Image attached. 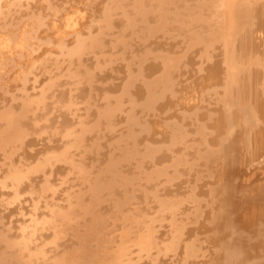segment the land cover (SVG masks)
Returning a JSON list of instances; mask_svg holds the SVG:
<instances>
[{
    "label": "bare ground",
    "instance_id": "bare-ground-1",
    "mask_svg": "<svg viewBox=\"0 0 264 264\" xmlns=\"http://www.w3.org/2000/svg\"><path fill=\"white\" fill-rule=\"evenodd\" d=\"M10 1L12 3L13 0H0V13L10 23H20H15L12 29H8L7 25L8 36L0 37V76L1 70H6V65L12 62L17 68L20 87L18 93L11 95V103L0 107V187L7 188L1 192L5 196L1 204L19 202L23 199L21 193L24 190H27V198L32 204L28 222L21 228L18 239L0 237L4 248L8 249L0 251V264H138L135 259L144 256L156 263V256L152 254L161 252L156 249L152 252L158 244L153 237L156 220L154 217L144 218L133 210L127 211L128 207L124 205L130 199L132 204H138L140 200L142 203V199L146 201L150 193L148 186L159 177L169 181L180 163L184 167L183 172L195 179L199 174L198 165L211 170L213 185L205 193L207 209L198 206L193 191L179 197L158 199L157 216L167 221V227L170 226L168 241L163 248L159 244L163 252H176L181 246L177 244L183 240L186 225L197 220L196 233L209 246L208 259L201 264H264V181L253 186L242 185L248 179L243 167L264 153V0H18L26 8L19 6L25 9L11 10V5L10 11H4L3 6L7 2L11 4ZM38 1L41 3L37 8ZM66 2L69 4H64ZM13 4L19 9L17 4ZM32 24L35 28L31 27L35 30L32 34L46 37L42 45L38 43L37 49H29L32 47L28 45L29 26ZM157 36L172 37L175 41L167 44L166 51L155 52V45L151 47L155 39H151ZM52 44H56L57 51L52 63L55 68H51L56 69L58 75L44 64L51 57L41 58V54L53 49ZM215 45L219 48L217 53ZM196 46L200 48L199 66L195 61L199 57L194 60L190 55ZM90 59L91 62H85ZM115 61L122 65L112 67L113 73L122 72L118 75L120 82L98 86L95 81L110 78L111 74L104 75L102 71ZM31 65L34 69L44 66L47 73L46 79L44 77L47 81L41 83L34 96L27 93ZM98 71L103 75H99ZM184 74L192 79L176 89V77H183ZM214 86H220V90H215ZM102 91L101 105L97 103V95ZM203 92L208 94L207 97L210 93L214 94L216 107L213 111L210 109L212 112L195 109L190 126L193 135H190L194 139L197 137L204 151H191V160L176 151L170 154L169 165L153 166L161 159L160 155L157 156L160 152L156 155L159 145L152 147L145 143L140 152V137L134 130L148 133L158 118L141 120L143 117L140 119L138 113L140 107L145 109L141 111L152 112V116L157 117L171 108L198 106V102H204L206 95ZM141 99L143 102L138 104ZM167 114L174 116L170 112ZM120 121L126 123L125 134L121 133L114 142H109L113 152L104 156L100 152L103 139L100 141L99 132L94 133L101 128L110 131ZM119 125L122 126V123ZM165 125L166 135L163 137L166 144L162 147L169 150L187 146L184 143L189 134L181 128L179 121ZM33 133L37 134L35 138L30 137ZM55 135L60 137L52 139ZM45 139L52 144L45 142L39 149H30L36 142ZM87 141H91L88 149L84 148ZM210 145L218 147L217 154L212 153ZM86 153L102 155L99 164L104 162L103 167L92 176L93 170L88 171L87 168L91 160H85L92 159V156ZM75 155L79 158L75 159ZM146 161H150L153 168L146 170ZM57 163L76 173L80 178H77V184L85 188L82 193L79 188L65 190L66 201L63 202L66 205L65 208L61 206L62 209L54 204L50 207L49 199L46 200L49 196L54 199L53 196L57 195L54 194L59 192H56L57 184H52V178L62 176L65 167ZM251 166L254 165L251 163ZM62 177L58 179L60 183H65L66 178ZM38 179L41 183L36 187ZM136 183L142 184L136 188ZM135 188L138 193L134 194ZM117 190L121 192L120 197L116 195ZM85 192L86 200L83 201ZM105 201L110 206L102 205ZM188 201L196 203L194 210L182 208ZM41 206L47 210L41 211ZM19 208L23 209L22 206ZM106 209L122 221L119 239L116 242L113 240V243L105 235V228L110 224L108 221L106 225L102 215V210ZM46 227L52 228L51 246H56L57 239L66 232L73 236L74 246L69 249L62 245L63 250L57 249L48 256L40 246L38 236V230ZM195 238L183 242L182 258L179 256V261L175 257L179 264L190 263L188 259L197 253ZM63 241L66 242V239ZM47 259L49 263L44 262ZM168 259L171 261L172 257ZM163 261L165 264L166 259Z\"/></svg>",
    "mask_w": 264,
    "mask_h": 264
},
{
    "label": "rangeland",
    "instance_id": "rangeland-1",
    "mask_svg": "<svg viewBox=\"0 0 264 264\" xmlns=\"http://www.w3.org/2000/svg\"><path fill=\"white\" fill-rule=\"evenodd\" d=\"M16 1H17V3H16ZM19 1H23V0H19ZM13 2L15 3V4H17V6L16 7H19V9H17V8H15V5L13 4ZM10 3H11V1H10ZM21 2H19L18 3V0H13L12 1V3L11 4H8V2H7V4L6 5H4L3 7H4V11H10V7H11V5H13V7H11L12 9L11 10H23V9H25L26 7L25 6H23L22 4H20ZM40 1H38V3H36L35 5V7H40ZM74 3V2H73ZM76 3V2H75ZM19 4L20 5H22L23 7H25V8H23L22 6H19ZM64 4H69V2H66V3H64ZM9 5V6H8ZM20 7H21V9H20ZM0 15H1V13H0ZM4 15V14H3ZM3 15H1L0 16V22H1V19H2V22H1V26H0V29L1 30H3V33L4 34H2V31L0 32V37H7L8 36V29H12L13 28V26L14 25H16L17 23H20L19 21H16L15 23H10L7 19H6V16L4 15V21H3V18H2V16ZM7 21V22H6ZM6 22V23H5ZM9 22V23H8ZM4 23H5V25H4ZM12 24V25H11ZM7 25H8V29H7ZM10 25H11V27H10ZM18 25V24H17ZM34 24H32V25H30L29 26V29H31V27L33 26ZM4 28V29H3ZM14 28H15V26H14ZM33 29H35L34 27H32ZM4 31H6V33L4 32ZM30 31V30H29ZM35 30H32L31 29V32H30V35H29V37L30 38H28V45H29V47H32V48H29L28 47V45H27V47L29 48V49H33V47L35 48V49H37L38 48V46H39V44L38 43H40V45H42V42H44L45 40H46V37H44L43 38V36L41 35H39V37H36L35 35H36V33L33 35L32 34V32H34ZM35 36V37H34ZM33 37V38H32ZM161 37V38H160ZM34 38H36V40L34 39ZM38 38V39H37ZM161 39V41H160V39ZM165 38V39H164ZM170 37H168L167 38V36H157V38L156 37H154L153 39H151V40H157L156 41V43H154L155 42V40L153 41V43L151 42V41H149V43L151 42V47H153L154 45V47H153V51H155V52H159V51H161V50H163V49H165L164 51H166V48H167V44H170L171 42H174L175 40H174V38H170ZM40 39V40H39ZM159 39V40H158ZM167 39H169L170 41H168ZM35 40V42H33V41ZM164 40H166V41H164ZM29 41H30V43H32V44H35V45H32V44H30L29 43ZM163 41V42H162ZM148 42V41H147ZM148 43V44H149ZM164 43V44H163ZM154 44V45H153ZM158 44V45H157ZM166 44V45H165ZM181 45V44H180ZM44 46V45H43ZM51 46V48H53V49H50V51H48V52H44V54H41V58H47L48 56H50L49 58L51 59V60H49L48 58V62L49 61H51V62H49V64H50V66H49V64H48V62H47V60L46 61H44V64H45V66L47 67V69H51V72L52 73H57L58 71L56 70V69H54L55 67L52 65V63L54 62L53 60H54V56H55V53H56V51H57V47H56V44H52V45H50ZM157 46V47H156ZM166 46V47H165ZM175 46H177V44L175 45ZM157 49H156V48ZM199 46H196L194 49H193V51L191 52V56H193V59L195 60L196 58H198V59H196L195 61H196V64H198L199 63V60L201 59V57H200V48H198ZM155 48V49H154ZM214 48H215V53H217L218 52V50H219V48H218V45H215L214 46ZM217 48V49H216ZM159 49V50H158ZM54 53H53V52ZM50 52H51V54H50ZM212 52H214V51H212ZM46 54H49V55H47L46 56ZM194 54V55H193ZM199 54V55H198ZM86 57H91V55H87ZM40 59V58H39ZM92 60L90 59V60H85V62H91ZM118 61H120V60H118ZM116 62V61H115ZM121 62V64H122V61H120ZM18 64H20V66L21 65H23L22 63H20V62H17ZM115 64V65H114ZM119 64V65H118ZM119 62L117 63H112L111 65H109L108 67H105L104 68V70L102 71L103 72V74L104 75H106V74H111L110 75V78L109 79H104V80H102L101 82H100V80L101 79H99V80H97V81H95V83H97V85L98 86H106L108 83L109 84H112V82H114V84H116V83H119L120 82V78L118 77V75H122V72H120V74H117V73H113L112 72V67L113 68H117V66H119V67H121L122 65H121ZM196 64H194V66H196ZM33 66H34V64H32ZM31 65V67L30 68H32L31 70L29 69V71H30V77H29V80H28V82H27V93H30V96H34V92L36 91V90H38L39 89V87H41L40 85H42L45 81H47V80H44V77H45V79H46V76H47V73L44 71V69L43 68H45L43 65V67H41L40 68V66H37V68L39 67V69H37V68H33V66ZM52 65V66H51ZM114 65V66H113ZM14 66V67H13ZM197 66H199V64L197 65ZM197 66L195 67V69L197 68ZM8 67V68H7ZM10 67H12V68H10ZM51 67H54L53 69L51 68ZM10 68V69H9ZM42 69H43V71H42ZM107 69V70H106ZM194 69V70H195ZM32 70H33V72H32ZM4 71V72H3ZM16 71H17V68L15 67V64H13L12 62H9L7 65H6V70L5 69H2L1 70V73H2V75L4 76H0V80H3L2 82L0 81V107H2L3 105H9L10 103H11V99H12V94H16V93H18V88L20 87V85H19V81L20 80H18V78H17V73H16ZM38 72V73H37ZM42 72H44V73H42ZM99 72V71H98ZM102 72H99V75H103L102 74ZM112 72V73H111ZM19 73V72H18ZM37 75H36V74ZM38 74H40V75H38ZM44 74V75H43ZM201 74V73H200ZM42 75V76H41ZM56 75H58V74H56ZM117 75V76H116ZM185 76H183L182 77V75H181V77H176V79H175V82H176V84H175V88L177 89L178 88V86H180V85H184V84H187L186 83V81L188 80H191L192 79V77H187L188 75L187 74H184ZM40 77V78H38V77ZM33 77V78H32ZM35 77V78H34ZM114 78V79H113ZM183 78V79H182ZM189 78V79H188ZM20 79V78H19ZM34 79V80H33ZM35 79H36V81H35ZM119 79V80H118ZM181 80V81H179V80ZM32 80H33V82L35 81V83H33L32 82ZM38 80H39V82H38ZM8 81V82H7ZM17 81H18V83H17ZM187 81V82H188ZM30 82V83H29ZM38 82V84H36ZM40 83V84H39ZM42 83V84H41ZM100 83H102V84H100ZM1 84H2V86H1ZM34 84V85H33ZM36 84V85H35ZM67 85V84H66ZM36 86V87H35ZM32 87V88H31ZM62 87H65V85L64 86H62ZM215 90H220V86H214L213 87ZM30 90V91H29ZM9 91V92H8ZM32 91V92H31ZM176 91V90H175ZM103 91L102 92H100L98 95H97V100H98V102L97 103H100L101 105H102V103H103V101H102V97H103ZM176 93V92H175ZM204 93V95H206L204 98H203V101L204 102H198V106H196V107H193V108H190V107H185V108H177V107H175V108H171L169 111H165V112H162V113H160V115L159 116H157V117H155V116H152V112H148L149 113V115H148V113H145L144 112V108H142V107H140V110H138V113L140 114H138L139 115V117H140V119L141 120H143V119H145V118H148V119H153V118H158V119H160V120H158L157 119V122L154 124V127H153V129L151 130V131H149L148 133H146V132H144V131H140V130H138V129H135L134 130V132L140 137V143H138V148H139V150H140V152L143 150V148H144V144L145 143H147V144H149V145H151L152 147H158V145H159V151L157 150V152H156V155L160 152V154H158L157 156H159L160 155V157H161V159H159L158 161H156V163L153 165V166H156V167H164V166H166V165H169L170 164V162H171V153H176V151H178V153L179 154H182V155H186V157L188 158V160H191V151H204V146H203V144L197 139V137L195 136V139H194V137L192 136L193 135V133H191V129H192V127H190V126H192V121H193V112L195 111V109H198L199 111H210V112H212L213 111V109H214V106L216 107V101H214L215 100V96H214V94H209V97H207L208 96V94L207 93H205V92H203ZM218 93V92H217ZM200 94H202V93H200ZM211 95V96H210ZM212 98V99H211ZM101 99V100H100ZM96 100V101H97ZM143 99H141V100H139L138 101V104L139 103H142L143 101H142ZM48 101H50V99L48 98ZM214 101V102H213ZM209 102V103H208ZM214 104V105H213ZM204 106H206V108L204 107ZM208 106V107H207ZM139 109V108H138ZM141 109H144L143 111H141ZM181 109H182V111H181ZM192 109V110H191ZM212 111H211V110ZM82 111V110H81ZM167 112H170V113H172L174 116H172V115H169V114H167ZM180 112V113H179ZM182 112L184 113V114H182ZM142 113V114H141ZM144 113V114H143ZM178 113V114H177ZM165 114V115H164ZM182 114V115H181ZM142 115H144V116H142ZM180 115V116H179ZM163 116V117H162ZM174 117H176V118H174ZM179 117V118H178ZM184 118V120H185V122H184V120H181V119H183ZM169 120V121H168ZM174 120H177V121H179V124L181 125V128H183V129H185L184 131H186L187 132V135L189 134H192V135H188V137L186 138V141L187 142H185L184 143V145H186L187 144V146H182V147H186V148H173V149H169V150H167V149H165V147H162V145L164 146L166 143H165V139H164V137H163V135H166V123L167 122H171V121H174ZM187 121H188V123H189V125H187L188 123H187ZM120 123H122V126L121 125H119ZM125 122L124 121H120V122H117V123H115L114 125H117V126H113L112 127V132H111V130L110 131H106L105 130V128L103 129V128H101L100 129V131H95V133H94V135H96L97 134V132H99V135H100V141L102 140V142H101V144L103 143V145L100 147V152L101 153H103V155L104 156H108L109 155V153L111 152H113V150L111 149V147L108 145L109 144V142H110V144L112 143V142H114L116 139H117V137L119 138V135L121 134V133H124L125 134V130H126V123L124 124ZM159 123H160V125H159ZM124 124V125H123ZM73 125H75V124H73ZM163 127V128H162ZM165 127V128H164ZM185 127H187V128H185ZM120 128V129H119ZM190 128V129H189ZM122 129V130H121ZM115 130V131H114ZM118 130V131H117ZM121 132H120V131ZM138 130V131H137ZM123 131V132H122ZM109 132V133H108ZM142 132V133H141ZM189 132V133H188ZM90 134V133H89ZM89 134H87V135H89ZM142 134V135H141ZM110 135V136H109ZM112 135V136H111ZM144 135V136H143ZM37 136V134L36 133H33L32 135H30V137H33V138H35ZM115 138H114V137ZM60 136L59 135H55L54 137H52V139H55V138H59ZM192 137V138H191ZM49 139H51V138H49ZM94 139V138H93ZM96 139V138H95ZM94 139V140H95ZM193 140V141H192ZM60 141V140H59ZM59 141H57L58 142V144L59 143H61V142H59ZM92 141V140H91ZM91 141H87V142H85V147L84 148H86V149H88L89 147H91ZM108 141V142H107ZM146 141V142H145ZM152 141V142H151ZM46 142V144H52V142L50 143V141L49 140H47V139H45L44 141H42V142H40V141H38V142H36V144H34V145H32L31 147H30V149H39V148H41L42 147V144L41 143H45ZM89 142V143H88ZM154 142V143H153ZM191 142V143H190ZM159 143V144H158ZM87 144V145H86ZM192 144V145H191ZM34 146V147H33ZM40 146V147H39ZM139 146H141V148L139 147ZM191 148H190V147ZM200 146V147H199ZM211 147H210V149H211V151H212V153H216L217 154V149H218V147L217 146H215V145H210ZM37 147V148H36ZM175 147V146H174ZM188 147V148H187ZM198 148V149H197ZM29 148H28V150L29 151H31ZM163 149V150H162ZM175 149V150H174ZM103 150V151H102ZM173 151V152H172ZM180 151V152H179ZM182 151V152H181ZM193 151V153H195ZM86 152V151H85ZM72 153H74V152H72ZM106 153V154H105ZM108 153V154H107ZM167 153V154H166ZM89 155V156H92V159H85L87 162H90V160H91V164L93 165V167H91V164H89L88 163V171H92V174H91V176L92 175H94V174H96L97 172V170H99V168L100 167H103V165H104V162H102L101 164H99V158H101L102 157V155L100 156V155H95V154H89V153H86V155ZM162 154V155H161ZM261 155V156H260ZM96 156H98V158L96 159ZM75 157H77V158H75ZM264 153H261V154H259L254 160H252L250 163H248L247 162V164L245 165V167H243V169H244V172H247V174H248V179H246V180H244L243 182H242V185L244 184V186H253V185H256L255 183H259V182H263L264 181ZM74 158L75 159H78L79 158V156L78 155H75L74 156ZM95 158V159H94ZM104 158H106V157H104ZM257 158H258V161H257ZM167 160V161H166ZM169 160H170V162H169ZM256 160V161H255ZM166 161V162H165ZM96 162H97V164H96ZM147 162H149V163H147ZM258 162H259V165H258ZM263 162V164L261 165L260 163H262ZM251 163H252V165H254V166H251ZM99 164V165H98ZM149 164V165H148ZM57 165L58 166H63V167H65L64 169V172H63V174H62V176L64 177V178H66V179H64V181H65V183L63 182V183H60V179H58V178H61L62 176H60V177H55V178H52V179H54V180H52L53 182H52V184L54 185V184H57V185H55V189H56V192H58V193H55L54 195H56V196H53L54 197V199L52 198V196H49V197H47L46 198V200L48 201V199H49V201H48V205L50 206V207H52V205L53 206H55L56 208H61V206H62V208H65V205H66V202H63V200L64 201H66L65 200V196H64V191L66 190V191H72V190H79L80 189V191H81V193L82 192H84L85 191V188H84V186L82 185V184H77L78 183V181L80 180V178L79 177H77V174L76 173H71V171L72 170H69L68 171V169L66 168L67 166L66 165H61V163H57ZM56 165V166H57ZM102 165V166H101ZM161 165V166H160ZM163 165V166H162ZM181 165V166H180ZM256 165V166H255ZM258 165V166H257ZM261 165V166H260ZM144 166H145V168H146V170H148L149 168L151 169V168H153V166L151 165V163H150V161H146L145 162V164H144ZM148 166H150V167H148ZM200 165H198V167H197V174H198V178H194V176L193 175H190L189 177H188V174L186 173V172H183V165H182V163H180L174 170H175V174H174V176L172 177V178H170L169 179V181H165V179H164V177H159L157 180H155L154 182H152L151 183V185L150 186H148L150 189H148V191L150 190V193H148L147 194V200L146 201H144L143 199H142V203H141V200H140V203H138V204H132L131 202L133 201H130V200H126V202H125V205H124V207H128V209H127V211L129 210V211H132V212H135V213H138V214H140L142 217H144V218H148V217H154V219L156 220V222H155V228H154V234H153V237L155 238H157L158 236V240L155 238V241L158 243V244H156V247L157 248H154V250L152 251V252H156L155 251V249L156 250H159V251H161L159 254L157 253V255L155 254V253H153L152 254V256H156V263H152L151 261H150V259L149 258H147V257H143V258H140V259H135V263H138V264H163L164 263V261L163 260H165L166 259V263L165 264H179L180 262V259L182 258V256H183V253H182V245H183V242L185 243L186 241H189V240H192V239H194L195 237H196V235H197V237L195 238V240H196V244H197V249H198V251H197V253L195 254V255H193L192 257H190V259H188V260H190V263H189V261L187 262V264H201V262L203 263V262H205L206 261V258L208 259V256L206 255L207 253H208V248H209V246L207 245V244H205L204 242H202V240L200 239V235L199 234H197L196 232H198L197 231V229H196V225H197V220H193V221H191V222H189L187 225H186V231H185V235H183V240H179V242L180 243H178L177 245H179V244H181V246L179 245V250L177 249L176 250V252H177V254H176V252L174 251V253L173 252H171V253H164L163 252V250L161 249V248H163V245L168 241L167 239H169V237H170V231H169V227L170 226H168L167 227V225H168V223H167V221L165 220V219H163L162 217L161 218H159L158 216H157V209H158V206H157V203H158V199H169V198H174V197H179V196H183L184 194H189L191 191H193L194 192V198H195V202H197V204H198V206H200V207H202V208H204V209H207V207H206V205H207V198H206V190L209 188V187H211L212 185H213V180H212V176H211V170H209V169H207V168H205L204 169V167H199ZM248 166V167H247ZM98 167V168H97ZM125 167V166H124ZM247 167V168H246ZM256 167V168H255ZM149 169V170H150ZM245 169H246V171H245ZM260 169V170H259ZM262 169V170H261ZM199 170V171H198ZM168 171L169 172H172V169L170 168H168ZM168 172V173H169ZM201 172V173H200ZM257 173H258V175H257ZM35 174V176L36 175H38V174H36V173H34ZM34 174H32L33 175V177H35L34 176ZM67 174H68V176H67ZM254 174H255V176H254ZM259 174H261L260 176H259ZM70 175V176H69ZM249 175H250V177H249ZM255 178H254V177ZM62 177V178H63ZM253 177V178H252ZM72 178L74 179V180H72ZM79 180H78V179ZM36 180V179H35ZM39 180V179H38ZM37 180V182H36V187H38L37 185L38 184H40L41 183V181L39 180L38 181ZM59 183H58V182ZM161 181V182H160ZM69 182H70V184H69ZM69 184V185H68ZM138 184H142V183H138ZM138 184L136 183L135 184V187L137 188V186H138ZM161 184H164V185H161ZM165 184H167V185H165ZM250 184V185H249ZM60 185V186H59ZM72 185V186H71ZM75 185H76V187H75ZM214 185H216V184H214ZM57 186V187H56ZM83 186V187H82ZM62 187V188H61ZM73 188H75V189H73ZM79 188V189H78ZM135 188V190H134V194L135 193H138V190ZM191 188H192V190H191ZM249 188V187H248ZM72 189V190H71ZM82 189V190H81ZM84 189V190H83ZM155 189V190H154ZM160 189H162V190H160ZM169 189V190H168ZM5 190H7V188L5 189V188H1L0 187V237L2 238V237H6L7 239H10V240H16V239H18V237H19V233H20V231H21V228L23 227V226H25L26 224H27V222H28V219H29V209L31 208V204L32 203H30V201L28 200V195H27V190H24L23 191V193H21V198H23V199H21L19 202L18 201H16V202H14L13 204L11 203V204H6V205H2L1 203V199L3 198V197H5L3 194H1V192L2 191H5ZM62 192H61V191ZM152 190V191H151ZM160 191H162V192H160ZM171 191V192H170ZM160 192V193H159ZM166 193V194H164V193ZM119 193H121L120 191H118L117 190V192H116V195L118 196V197H120L121 196V194H119ZM169 193V194H168ZM25 194H26V196H25ZM58 194H59V196H58ZM163 194V195H162ZM173 194V195H172ZM203 194H205V196L203 195ZM175 195V196H174ZM60 197L61 199H62V201H61V199L59 198V199H57L58 197ZM166 196V197H165ZM56 197V198H55ZM64 197V198H63ZM82 198H83V201L84 200H86V192H85V194H83L82 195ZM150 199V201H149V199ZM56 199V200H55ZM156 199V200H155ZM202 199V200H201ZM25 200H26V202H25ZM52 200V201H51ZM55 200V201H54ZM57 200H59V201H57ZM197 200V201H196ZM25 203H24V202ZM28 201V202H27ZM110 201V200H109ZM154 203H153V202ZM201 201V202H200ZM204 201V202H203ZM148 202V203H147ZM206 202V203H205ZM210 202V201H209ZM208 202V203H209ZM62 203V204H61ZM63 203H65V204H63ZM29 204V205H28ZM56 204V205H55ZM57 204H59L58 206H60V207H57ZM146 204V205H145ZM202 204V205H201ZM102 205H108V201H105V202H103L102 203ZM151 205H153L154 207H152ZM185 205V206H184ZM184 205H182L183 207L182 208H184V209H189L188 211H190L191 209H195V206H196V203H193V202H190V201H188V202H184ZM16 206H18V207H16ZM20 206H22L23 207V209L22 208H19ZM108 206H110V205H108ZM13 207H15V208H13ZM138 207V208H137ZM61 208V209H62ZM125 208V209H126ZM131 208H133V209H131ZM143 209V213H142V209ZM152 208H154V209H152ZM181 208V209H182ZM16 209H18L20 212H18ZM104 209V208H103ZM139 209H141V210H139ZM11 210V211H10ZM16 210V211H15ZM40 210L41 211H46L47 209L45 208V207H43V206H41V208H40ZM138 210V211H137ZM148 211V213L146 212L145 213V211ZM154 210V211H153ZM102 215L104 216V219H105V221H106V225L107 224H109V222H110V224L108 225V226H106V230H105V235H106V237H107V239H109V242L110 243H113V240L116 242L118 239H119V234L118 233H120L119 231H121V228H122V224H120V223H122V221L119 219H117L116 217H113L112 216V213L110 212V211H107V209L106 210H102ZM109 212V213H108ZM18 213V214H17ZM22 215H20V214ZM27 214V215H26ZM106 214H107V216H106ZM147 214V215H146ZM151 214V215H150ZM14 215H15V217H14ZM111 215V216H110ZM135 215V214H134ZM17 216V217H16ZM24 216V217H23ZM27 216V217H26ZM105 216H106V218H105ZM136 216H137V214H136ZM139 216V215H138ZM4 217V218H3ZM109 217H112V218H109ZM156 217V218H155ZM23 218V219H22ZM107 218H108V220H107ZM115 218V219H114ZM160 219L159 221H158V219ZM2 219V220H1ZM20 219V220H19ZM12 220V221H11ZM114 220H115V222H114ZM116 220H118V221H116ZM8 221V222H7ZM21 221L23 222V223H21ZM109 221V222H108ZM161 221V222H160ZM164 221V222H163ZM9 223V224H8ZM26 223V224H25ZM115 223H117V224H115ZM162 223V224H161ZM191 223V224H190ZM161 224V225H160ZM160 225V226H159ZM189 225V226H188ZM192 225V226H191ZM166 227L165 229L164 228H162V227ZM131 227H133V226H131ZM158 227V228H157ZM112 229V231H110L111 229ZM116 228V229H115ZM117 228H120V230L119 229H117ZM189 228V229H188ZM45 229V230H44ZM51 229V230H50ZM132 229V231L134 230V227L133 228H131ZM157 229H158V231L160 232V234L158 233V231H157ZM168 229V230H167ZM47 230V231H46ZM115 230V231H114ZM164 230V231H163ZM2 231V232H1ZM51 231H52V228H48V227H46V228H43V229H40V230H38V236H39V240L41 241L40 242V246H43V248L45 249V253L48 255V256H51L55 251H58L59 249H61V250H63V248H65V247H70L69 249H71L73 246H74V243H73V236L72 235H70L69 233H64L62 236H60L58 239H57V242H58V244H56V246H51L50 245V243H49V241H50V239L52 238V236H51ZM107 231V232H106ZM131 230H130V232H129V235H130V237L132 238V236H133V232H132ZM161 231H163V232H161ZM188 231H190V233L189 234H187V232ZM110 232H112V233H110ZM2 233H4V234H2ZM165 233V234H164ZM167 233H168V235H167ZM117 234H118V236H117ZM5 235V236H4ZM68 236V235H70V236H68V237H65V236ZM113 235H115V236H113ZM163 236H165L166 238H164ZM184 236L186 237V238H184ZM192 236V237H191ZM194 236V237H193ZM47 237V238H46ZM69 237L71 238V239H69ZM115 237L117 238L116 240H115ZM161 237V238H160ZM168 237V238H167ZM66 239V242L65 241H63V240H65ZM69 239V241H71V242H69L68 241V243H67V240ZM160 239H161V241H160ZM164 239L166 240V241H164ZM188 239V240H187ZM46 240V241H45ZM164 242H163V241ZM185 240V241H184ZM48 243V245L45 243ZM159 241V242H158ZM60 242H62V244L60 243ZM200 242V243H199ZM70 243V244H69ZM161 243V248L159 247V244ZM0 244H1V246L3 245V241H0ZM66 244V245H65ZM68 244V245H67ZM109 244V243H108ZM46 245L48 246V247H46ZM58 245H60L59 247H58ZM62 245H64L63 246V248H61V246ZM111 245V244H110ZM109 245V246H110ZM205 245H206V247H207V250L205 249L206 247H205ZM0 246V251H3V250H8L6 247L4 248V245L1 247ZM201 246H202V250L200 249L201 248ZM178 247V246H177ZM4 248V249H3ZM52 248V249H51ZM161 250H160V249ZM58 249V250H57ZM61 250H59V251H61ZM206 250V251H205ZM53 251V252H52ZM202 251H203V253H202ZM164 254H163V253ZM59 253V252H58ZM163 254L161 257H160V254ZM155 254V255H154ZM165 254H167V255H165ZM173 256H172V255ZM205 255V256H203V255ZM178 255V256H177ZM200 255V257H198ZM164 256L166 257L165 259H164ZM169 256H170V259H171V257H172V259H171V261L168 259L169 258ZM181 258H180V257ZM163 257V258H162ZM168 257V258H167ZM179 260H177L176 258ZM180 258V259H179ZM192 258H194V260L192 259ZM203 258H205V259H203ZM174 259H176L177 261L176 262H178V263H176L175 261H174ZM198 259V260H197ZM148 260H149V262H148ZM173 260V261H172ZM197 260V261H196ZM144 261V262H143ZM171 263H170V262ZM195 261V262H194ZM44 262L45 263H49L50 262V260H48L47 259V261L46 260H44ZM169 262V263H168ZM175 262V263H174ZM198 262V263H197ZM133 264H134V262H133Z\"/></svg>",
    "mask_w": 264,
    "mask_h": 264
}]
</instances>
